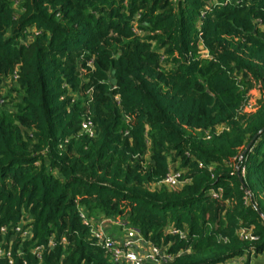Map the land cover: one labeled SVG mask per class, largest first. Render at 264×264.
<instances>
[{"label": "trees", "instance_id": "trees-1", "mask_svg": "<svg viewBox=\"0 0 264 264\" xmlns=\"http://www.w3.org/2000/svg\"><path fill=\"white\" fill-rule=\"evenodd\" d=\"M263 128L264 0H0V245L14 264H121L80 208L122 219L173 256L162 264H264ZM172 169L188 183L164 184Z\"/></svg>", "mask_w": 264, "mask_h": 264}, {"label": "built area", "instance_id": "built-area-1", "mask_svg": "<svg viewBox=\"0 0 264 264\" xmlns=\"http://www.w3.org/2000/svg\"><path fill=\"white\" fill-rule=\"evenodd\" d=\"M204 56H209L206 50H202ZM83 128L89 132L90 136L93 137L95 135L93 130V122L91 118H87L83 122ZM189 179L184 176L183 171H176L172 169L164 178L163 183L167 184L171 187H179L188 183ZM222 193V189L212 190L211 194L213 197H220ZM79 215L82 220V223L90 229L92 237L95 239L97 245H100L110 256V258L121 264H145L148 261H158L159 263H168L173 260V256L171 254L162 251L159 246H156L151 243L150 248L147 252H142L138 250L137 244L142 243L144 239L138 235L136 230H133L134 237L136 238H128L122 242L115 239V237H111L106 232V223H115L117 224L118 220L108 219V218H95L88 215V213L83 209H79ZM15 236H19L21 238L22 243L26 242L33 238V226L29 224L28 221L22 219L19 224L15 226ZM1 231L6 233L7 227L3 226ZM240 235L244 239L255 240L257 237L253 234L251 229H242L240 230ZM65 240V239H64ZM50 246L55 247V242L52 240L49 243ZM44 246H36L34 249V254L41 258V253L43 251ZM22 249H19L18 253L22 254ZM246 259V260H245ZM5 260L7 264H14V251L13 248L4 247L0 245V264ZM24 264H27L24 261ZM220 264H248L247 257L241 256L236 257L231 260H227Z\"/></svg>", "mask_w": 264, "mask_h": 264}, {"label": "crops", "instance_id": "crops-1", "mask_svg": "<svg viewBox=\"0 0 264 264\" xmlns=\"http://www.w3.org/2000/svg\"><path fill=\"white\" fill-rule=\"evenodd\" d=\"M116 225L118 224L110 223V222L106 223V232L109 236L113 238L115 237V239L120 242L128 238H136L134 237L133 231L129 227L124 228V226H121L120 224H119L120 226H116ZM137 245H138L137 246L138 250L142 252H147L150 248L151 242L143 241L142 243H138ZM257 260H259V257H256L254 255L251 256V264H254V262H256ZM145 264H161V263H159L158 261H148Z\"/></svg>", "mask_w": 264, "mask_h": 264}, {"label": "rangeland", "instance_id": "rangeland-1", "mask_svg": "<svg viewBox=\"0 0 264 264\" xmlns=\"http://www.w3.org/2000/svg\"><path fill=\"white\" fill-rule=\"evenodd\" d=\"M3 93L4 94H6L7 93V88L5 87V88H3ZM250 94H249V96H248V98H247V101H246V103H245V105H244V107H243V112L242 111H240L241 113H249V112H254L255 110H256V108H257V102H258V100L260 99V93H259V89L258 88H256V87H254L250 92H249ZM117 99V98H116ZM122 219H118V221H117V224L118 225H116V226H124V228L125 227H127L126 225H123V223H122V221H121ZM120 224V225H119ZM260 258V260H261V257H259ZM246 260V259H245ZM257 261H259V260H257ZM257 261L256 262H254V264H257Z\"/></svg>", "mask_w": 264, "mask_h": 264}, {"label": "water", "instance_id": "water-1", "mask_svg": "<svg viewBox=\"0 0 264 264\" xmlns=\"http://www.w3.org/2000/svg\"><path fill=\"white\" fill-rule=\"evenodd\" d=\"M261 131H264V128H263ZM256 137H257V136H255V137L252 139V141L248 143L247 147H246L245 150L242 152L241 157H243V156L246 154V152H247V151L249 150V148L252 146V143L254 142V140L256 139ZM242 180H243V179L241 178V181H242Z\"/></svg>", "mask_w": 264, "mask_h": 264}]
</instances>
